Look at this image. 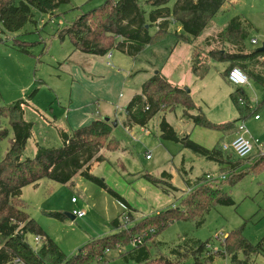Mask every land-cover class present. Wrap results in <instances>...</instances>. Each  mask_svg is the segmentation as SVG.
Wrapping results in <instances>:
<instances>
[{
	"label": "rangeland",
	"instance_id": "rangeland-1",
	"mask_svg": "<svg viewBox=\"0 0 264 264\" xmlns=\"http://www.w3.org/2000/svg\"><path fill=\"white\" fill-rule=\"evenodd\" d=\"M104 2L106 0H71L69 4L61 5L53 17L34 10L35 22L28 23L18 33L1 35L4 42L0 43V107L27 101L25 120L34 124L23 160L34 158L38 146L62 147L61 128L73 133L100 118L119 122L113 130V137L120 141V150H101L105 161L94 163L91 172L126 200L133 209L132 213L125 217L127 209L116 197L82 176L75 177L71 185L42 180L23 189L24 210L69 257L77 254L89 241L116 232L112 225L114 220L119 219L125 228L131 226L145 216L177 204L197 179L207 174L221 177L225 174L223 171L229 172L228 169L219 170L213 162L193 154L181 142L160 138V123L165 118L182 140L190 136L191 140L208 149L222 148L230 143L222 132L195 127L183 119L182 107L159 113L145 127L147 132L142 127L126 131L122 124L126 105L141 93L143 84L157 72L172 84L189 89L196 105L215 124L241 119L231 98L237 88L244 89L254 108L264 99V89L252 80L244 87L225 80L222 74L228 64L211 61L210 72L204 80L198 79L191 71L194 57L205 59L211 49L223 46L232 49L228 44L212 42L208 45L205 42L224 30L236 16L245 17L253 25L248 49H259L264 44V0H227L198 38H179L176 33L180 25L173 24L168 36L145 47L137 58L114 49L109 53L110 59L109 55L100 57L75 51L70 39L62 40L59 34L80 14ZM175 2L173 0L169 6L174 7ZM156 31V26L150 28L151 35ZM15 39L32 43L29 53L15 47ZM253 39L258 41L257 45L251 43ZM256 113L260 120H255L252 115L237 123V126L244 124L249 136L259 141V146H254L249 157L252 160L264 154V107ZM3 127L9 129V137L0 142V161L13 138L9 120L4 121ZM226 156L238 159L231 150ZM245 167L239 170V175L247 173ZM250 168L235 186L224 183L223 191L233 197L235 205L213 209L202 226L196 222L178 221L157 236L153 237V230L148 231L146 239L153 237L159 244L158 247L153 244L151 248L153 259L171 255L174 246L188 239L209 242L207 253L216 254L223 250L221 243L227 235L244 226V236L251 243H258L264 237V168ZM147 173L165 181L154 184L146 179ZM164 173L170 178H165ZM75 211L84 212L85 216L72 219L70 215ZM48 212L62 213L65 220L50 217ZM145 235L143 232L139 237ZM35 239L34 235L28 236L33 248L36 247ZM125 251L121 246L111 247L101 264H135L127 263L121 257ZM253 260L256 264H264L262 255ZM193 263L189 259L182 264ZM213 264H230V260L216 256Z\"/></svg>",
	"mask_w": 264,
	"mask_h": 264
},
{
	"label": "trees",
	"instance_id": "trees-1",
	"mask_svg": "<svg viewBox=\"0 0 264 264\" xmlns=\"http://www.w3.org/2000/svg\"><path fill=\"white\" fill-rule=\"evenodd\" d=\"M172 1L106 0L101 6L80 14L74 22L60 31V38H69L75 51L84 54L105 57L117 49L131 58H137L145 47L168 36L174 23L181 26L182 33H176L179 38H198L227 0H176L174 7H170ZM70 2L71 0H0V43L4 42L2 34L18 33L28 23L35 22L34 10L53 17L61 5ZM153 26L157 27V31L151 35L150 28ZM252 28L253 25L245 17H234L224 30L205 42L208 45L212 42L228 44L232 49L223 46L211 49L205 59L194 57L192 73L198 79L204 80L210 72V62L216 61L228 64L222 74L225 80H228L232 70L241 69L250 80L264 89V53L247 47ZM13 44L25 53H29L33 46L32 43L17 39ZM231 98L241 114V119L232 123L215 124L196 105L191 92L172 84L158 72L143 84L141 93L136 94L126 105L123 125L128 130L134 127L145 128L159 113L173 112L182 107V118L195 127L226 135L234 134L238 130L239 121L256 116L258 109L264 107V99L254 108L243 88H237ZM241 99L245 101L244 105H241ZM27 106L29 103L22 100L0 107V142L9 137V129L3 127L5 120H9L13 132L10 148L0 161V264H90L96 261L101 264L104 263L108 250L114 246L125 248L126 251L121 253V257L127 263L135 264H182L189 259L194 261L193 264H213L216 256L229 258L230 264H256L254 258L261 255L264 257V237L256 244L251 243L244 236V226L231 231L221 243L223 250L216 254L207 253L209 242L188 239L183 244L174 246L171 255L164 254L153 259L151 248L153 244L159 246L153 240L155 235L178 221L196 222L198 226H202L207 214L213 209L235 205L233 197L223 191L225 182L235 186L250 172L251 166L255 170L264 168V154L253 158L254 160L249 157L241 159L235 155L238 159L233 160L218 146L208 149L191 140L190 136L182 140L165 118L160 123V138L181 142L193 154L217 163L220 170L228 169L229 172L223 171L225 179L199 178L191 184L186 195L177 204L145 216L126 228L116 219L112 223L116 232L91 240L77 254L67 256L24 210L23 189L35 186L42 180L71 185L75 177L82 176L116 197L127 209L125 211L132 213L133 209L127 201L91 172L94 163L105 161V157L100 154L101 150L119 151L121 143L113 137V121L96 119L73 133L60 129L62 147L38 146L34 158L23 160V153L34 129V124L25 120ZM244 166L247 173L239 175V170ZM163 176L170 178L167 173ZM145 177L154 184L165 181L148 173ZM47 215L65 220L62 213L48 212ZM150 230L155 233L153 237L146 239ZM143 232H146L142 237L143 243L133 247L132 242ZM29 235L42 238L38 250L28 242Z\"/></svg>",
	"mask_w": 264,
	"mask_h": 264
},
{
	"label": "built area",
	"instance_id": "built-area-1",
	"mask_svg": "<svg viewBox=\"0 0 264 264\" xmlns=\"http://www.w3.org/2000/svg\"><path fill=\"white\" fill-rule=\"evenodd\" d=\"M251 43L253 45H257L258 41L256 39H253L251 41ZM109 55V59L111 58V54ZM109 65H111V63H108ZM228 80L230 83H232L235 86L238 87H244L250 84V79L247 76L246 73H244L241 69H234L230 72L229 76H228ZM241 105H244L245 101L244 100H240ZM260 116L256 115L255 119H259ZM147 132V130H146ZM250 132L249 130L246 128V126L244 124L239 125L238 126V130L237 133L234 137V139L229 143V144H225L222 146V149L226 152L228 151H232L237 157L241 158V159H245L247 157H250L251 153L254 150V146H259V141L257 139H254L252 136H249ZM254 140V141H253ZM147 159H150V156H147ZM206 179L208 180H215L216 178L218 179H225V176H221V177H217L214 175H210L207 174ZM75 201V200H74ZM131 212H126L125 213V217L127 216V214H129ZM75 217L77 218H83L85 216L84 212H80V211H75L74 212ZM124 225V223L122 224V226ZM124 227V226H123ZM36 247L34 248L35 250H38L41 246V242H42V238L41 237H37L34 240ZM143 243V239L142 237H137L133 242H132V246L133 247H137L138 245Z\"/></svg>",
	"mask_w": 264,
	"mask_h": 264
},
{
	"label": "crops",
	"instance_id": "crops-1",
	"mask_svg": "<svg viewBox=\"0 0 264 264\" xmlns=\"http://www.w3.org/2000/svg\"><path fill=\"white\" fill-rule=\"evenodd\" d=\"M174 24H176V23H174ZM177 32H178V34H181L182 32H181V26L179 27V29L177 30ZM109 65V64H108ZM192 69V68H191ZM192 71V70H191ZM251 81V80H250ZM179 86V85H178ZM180 87H182V86H180ZM238 87V86H237ZM108 116V115H107ZM255 117V116H254ZM100 119H103V118H100ZM111 121H112V119H110ZM123 120H124V117H123V119H122V124H123ZM255 120H260V118L259 119H255ZM115 121H117L118 122V120H115ZM118 126H119V122H118ZM124 126V125H123ZM125 128V127H124ZM135 128H137V127H134L132 130H128V129H126V131H129V132H131V131H133ZM62 129V128H61ZM144 129H146V128H144ZM147 130V129H146ZM148 131V130H147ZM224 134V133H223ZM225 136H227L229 139H230V142L234 139V137H235V135H236V133H234L233 135L231 134H228V135H226V134H224ZM123 150V149H122ZM257 157V156H256ZM214 163V162H213ZM214 164H216L217 165V167H218V169L220 170V166L217 164V163H214ZM26 189V188H25ZM23 196V195H22ZM75 199H73V202H75L74 201ZM74 217H75V215H73ZM75 218H77V217H75Z\"/></svg>",
	"mask_w": 264,
	"mask_h": 264
},
{
	"label": "water",
	"instance_id": "water-1",
	"mask_svg": "<svg viewBox=\"0 0 264 264\" xmlns=\"http://www.w3.org/2000/svg\"><path fill=\"white\" fill-rule=\"evenodd\" d=\"M257 51H259V52H262V53H264V44L259 48V49H257ZM158 73V72H157ZM156 73V74H157ZM188 93H190V90L189 89H185ZM105 121H107V122H109L110 121V118H105ZM112 124H113V127L115 128V127H118V122L117 121H113L112 122ZM187 139V138H186ZM71 216V218L72 219H75V217L73 216V215H70Z\"/></svg>",
	"mask_w": 264,
	"mask_h": 264
}]
</instances>
